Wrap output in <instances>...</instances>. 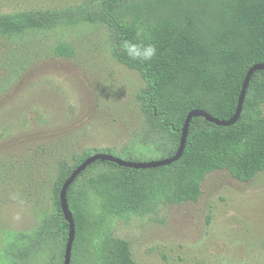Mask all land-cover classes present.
Instances as JSON below:
<instances>
[{"label":"trees","instance_id":"1","mask_svg":"<svg viewBox=\"0 0 264 264\" xmlns=\"http://www.w3.org/2000/svg\"><path fill=\"white\" fill-rule=\"evenodd\" d=\"M157 14L129 0H95L76 7L23 10L0 15V38H22L31 30L103 23L110 30L113 58L136 70L144 86L136 94L145 116V138L123 148L126 160L142 161L145 150L171 157L178 148L187 113L201 109L227 120L236 109L247 69L264 63V0H156ZM155 3V2H154ZM144 29L145 42L156 44L149 62L131 61L121 48ZM53 52L72 56L67 43ZM88 149L61 162L53 186V209L29 232L3 235L0 264H23L43 250L52 264H62L68 223L59 192L71 171L96 152ZM138 151V152H137ZM225 170L239 181L264 171V70L253 73L238 120L218 126L193 117L181 157L171 164L134 169L96 160L67 188L68 207L75 222L70 264H137L129 243L111 234L108 217L145 214L158 204L197 201L206 174ZM6 239V241H5Z\"/></svg>","mask_w":264,"mask_h":264},{"label":"rangeland","instance_id":"2","mask_svg":"<svg viewBox=\"0 0 264 264\" xmlns=\"http://www.w3.org/2000/svg\"><path fill=\"white\" fill-rule=\"evenodd\" d=\"M94 1L0 0V15ZM129 2L157 14L156 0ZM61 42L72 56L53 52ZM144 84L113 58L103 23L0 38V249L4 234L32 231L48 217L61 162L71 164L88 149L126 159L122 149L142 142L147 124L136 94ZM138 156L148 161L160 154ZM201 189L197 201L108 217L106 226L129 243L137 264H264V171L239 181L215 170ZM50 248L23 264H52Z\"/></svg>","mask_w":264,"mask_h":264},{"label":"water","instance_id":"3","mask_svg":"<svg viewBox=\"0 0 264 264\" xmlns=\"http://www.w3.org/2000/svg\"><path fill=\"white\" fill-rule=\"evenodd\" d=\"M257 70H264V63H255L247 69L242 85H241L235 112L227 120H222V119L213 117L211 114L201 109H192L187 113L185 120L183 122L182 128H181V137L179 140L178 148L171 157L162 158L158 160L154 159V160H148V161H131V160H126V159L116 157L106 152H96L88 156L87 158H85L79 165H77L71 171L70 175L65 179V181L63 182L61 186L60 192H59L60 207L63 213V217L68 223V234H67V240H66L65 247H64V255H63L62 264L71 263V252H72V247H73V241L75 238V222H74L72 213L68 207L66 193H67V188L73 183V181L75 180L77 176H79L89 165H91L96 160L110 161V162L116 163L119 166L134 168V169L155 168V167H159L163 165H168V164H171L172 162L177 161L181 157L182 152L184 150L189 125L193 117H198V116L203 117L206 121L211 122L218 126H230L238 120L241 110H242L243 101L246 95V91H247L250 79L253 73Z\"/></svg>","mask_w":264,"mask_h":264},{"label":"clouds","instance_id":"4","mask_svg":"<svg viewBox=\"0 0 264 264\" xmlns=\"http://www.w3.org/2000/svg\"><path fill=\"white\" fill-rule=\"evenodd\" d=\"M143 34L144 29L137 26L136 40L124 39L121 41V48L131 61L146 63L157 55L158 49L156 44L145 42V40L141 38Z\"/></svg>","mask_w":264,"mask_h":264}]
</instances>
